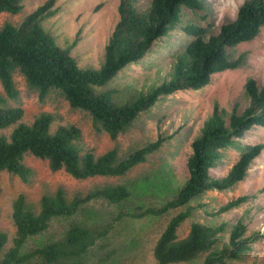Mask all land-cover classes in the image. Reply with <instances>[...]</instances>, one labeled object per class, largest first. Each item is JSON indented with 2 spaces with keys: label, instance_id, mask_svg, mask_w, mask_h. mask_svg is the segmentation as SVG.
Segmentation results:
<instances>
[{
  "label": "trees",
  "instance_id": "1",
  "mask_svg": "<svg viewBox=\"0 0 264 264\" xmlns=\"http://www.w3.org/2000/svg\"><path fill=\"white\" fill-rule=\"evenodd\" d=\"M24 0H0V14H20ZM56 0H48L26 16L20 24L6 23L0 28V174L17 175L24 183L30 182L33 170L24 162L26 155L47 161L53 172L65 171L78 180L96 177H121L148 156L157 152L167 141L162 135L156 141L120 159L116 149L97 156L84 138L82 129L73 123L63 124L59 113L43 112L30 124L23 121L25 110L10 101L20 99L14 75L19 72L31 89L38 92L41 101L53 92H59L71 109L87 113L98 132L107 133L113 141L133 126L144 112L151 110L164 97L179 91H199L206 88L216 74L229 70L254 68L247 51H239L243 43L257 39L264 29V0H247L239 9L237 18L213 34V12H207L202 0H149L141 8L138 0H119V21L105 47L104 61L99 69L81 68L69 49L58 45L56 38L43 27V21L55 13ZM188 12H205L207 26L198 19H189L183 27L192 38L178 55L171 74L161 84L147 92L140 91L125 101L118 98L119 90L111 82L129 65L141 62L153 45L178 28ZM244 97L249 106L242 109L235 101L231 112L214 105L205 120L200 135L191 144L192 153L187 161L188 176L174 197L160 208L138 209L127 216L144 218L164 216L172 210L186 207L167 223L154 247L156 264H228L239 260L264 241V231L248 234L242 221L230 230L226 223L213 225L192 220L185 238L179 230L193 219L204 203L195 200L210 192L230 190L242 182L255 159L264 150V144L247 148L228 174L213 177L221 159V152L232 147L255 127L264 128V81L249 78L244 86ZM58 122L53 131L54 123ZM13 127L10 134L4 131ZM132 191L125 184L110 185L91 191L85 196L69 199L64 190L46 194L41 198L39 212L27 204L24 194L13 202L12 219L16 233L12 246L4 253L0 264H27L42 259L47 264H63L77 260L114 229V222L105 225L85 226L73 222L62 238L40 248L23 253L30 238L46 232L55 219L72 218L88 203L102 199L111 205L121 204L131 197ZM250 196L229 201L215 214L229 212L246 203ZM125 217L119 214L115 222ZM229 234L228 240H224ZM9 235L0 231V254L5 251ZM114 251L105 255L104 261Z\"/></svg>",
  "mask_w": 264,
  "mask_h": 264
},
{
  "label": "rangeland",
  "instance_id": "2",
  "mask_svg": "<svg viewBox=\"0 0 264 264\" xmlns=\"http://www.w3.org/2000/svg\"><path fill=\"white\" fill-rule=\"evenodd\" d=\"M48 0H24V9L20 14H0V28L6 23L20 24L27 15L45 4ZM149 0H138L144 8ZM207 12H213V34H218L223 24L237 18L240 7L247 0H202ZM119 0H56V13L43 21V27L50 32L59 46L69 49L78 65L85 69H99L104 61L108 39L119 21ZM183 22L166 37L157 41L146 57L139 63L129 65L110 84L119 90L118 98L125 101L138 92H147L163 83L171 74L178 55L192 40L183 27L189 19L197 18L207 26L210 17L205 12H188ZM239 51H247L254 68L248 70H229L212 77L211 83L199 91L185 90L162 98L151 110L144 112L131 128L113 141L105 132L95 130L90 116L80 110H73L63 96L53 91L46 100L41 101L38 92L31 89L25 78L15 73L14 79L20 91V99L10 101V105L24 108L23 121L30 124L43 112L59 113L63 124L78 125L84 138L97 156L116 149L120 159L130 153L156 141L160 135L168 138L165 144L147 160L121 177H96L78 180L65 171L53 172L47 161L31 154L24 162L33 170V176L24 183L17 175L2 172L0 174V231L9 235V242L4 253L12 246L16 227L12 219L13 202L19 194H24L28 206L39 212L41 198L64 190L69 199L85 196L91 191L110 185L125 184L130 187L131 197L121 204L111 205L105 200L96 199L85 205L77 215L67 219H55L49 229L29 239L23 249L27 253L45 246L63 237L70 224L77 222L85 226L105 225L114 222V229L107 238L99 241L89 253L77 260L63 264H156L154 247L169 220L184 211L186 207L170 211L164 216H146L133 218L127 215L138 213V209L160 208L171 200L185 183L188 171L187 161L192 153L191 144L200 135L207 117L214 105L230 113L235 101H240L242 109L250 104L244 97L246 81L254 77L264 81V29L260 36L250 43H243ZM0 93H3L0 84ZM58 122L54 123L53 131ZM13 127L4 131L10 134ZM264 144V128L255 127L242 139L221 152L218 165L211 170L213 177L221 178L228 174L240 155L250 146ZM250 199L239 207L215 214L219 208L233 199L242 196ZM204 203L205 208L197 209L193 219H188L179 230V237L185 238L192 220L208 224L226 223L228 229L242 221L248 226V234L264 231V150L255 159L248 176L230 190L210 191L198 197L194 204ZM119 214L121 220L115 222ZM227 234L224 240H228ZM114 251L112 257L104 261L106 253ZM201 260L192 264H201ZM27 264H47L42 259H35ZM228 264H264V241L254 244L253 249L239 260Z\"/></svg>",
  "mask_w": 264,
  "mask_h": 264
}]
</instances>
